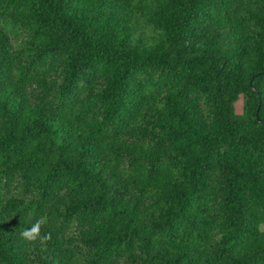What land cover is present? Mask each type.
<instances>
[{
    "label": "trees",
    "instance_id": "16d2710c",
    "mask_svg": "<svg viewBox=\"0 0 264 264\" xmlns=\"http://www.w3.org/2000/svg\"><path fill=\"white\" fill-rule=\"evenodd\" d=\"M0 264H264V0H0Z\"/></svg>",
    "mask_w": 264,
    "mask_h": 264
},
{
    "label": "clouds",
    "instance_id": "9594fccd",
    "mask_svg": "<svg viewBox=\"0 0 264 264\" xmlns=\"http://www.w3.org/2000/svg\"><path fill=\"white\" fill-rule=\"evenodd\" d=\"M43 218L37 219L31 227L26 228L21 231L20 236L24 241H27L30 244H34L38 240L50 238V234L41 235V225Z\"/></svg>",
    "mask_w": 264,
    "mask_h": 264
},
{
    "label": "rangeland",
    "instance_id": "374dc122",
    "mask_svg": "<svg viewBox=\"0 0 264 264\" xmlns=\"http://www.w3.org/2000/svg\"><path fill=\"white\" fill-rule=\"evenodd\" d=\"M235 107H236V112L240 114L243 109V98H241L239 101L235 103Z\"/></svg>",
    "mask_w": 264,
    "mask_h": 264
}]
</instances>
